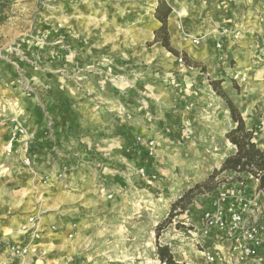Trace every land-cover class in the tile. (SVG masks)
I'll return each instance as SVG.
<instances>
[{"label": "crops", "instance_id": "obj_1", "mask_svg": "<svg viewBox=\"0 0 264 264\" xmlns=\"http://www.w3.org/2000/svg\"><path fill=\"white\" fill-rule=\"evenodd\" d=\"M1 1L0 51L5 58L0 60V100L14 99L20 94L19 84L24 80L11 75L9 68L13 71L14 64L26 70L28 82H44L43 97L51 116H56L50 128L43 126V131L36 122L26 126V136L17 139L11 152L8 149L11 127L9 124L0 127L1 152L6 155L0 165V241L23 243L28 236L22 228L31 217L37 218L41 225V239L36 242L44 253L29 256L26 264H49L41 256L53 250L62 258L68 246L83 240L84 227L97 226L94 225L97 221L83 218L93 205L85 203L84 198H99L106 193L110 196L104 199L113 198L120 203L121 198L147 193V184L139 180V170L145 169L154 176L160 162L148 158L136 143L137 137L172 143V135L178 140H188L190 136L185 135L189 133L194 136L191 141L196 140L198 146L209 147L214 140L212 134L219 137V130L225 136L232 129V125H222L221 110L212 107L210 93L197 89L210 75L192 74L200 63L211 67L214 74H222L223 69L229 75V64L235 68L232 74L239 75L236 84L241 90L230 91L229 97L247 125L255 128L256 142L264 147V116L261 117L264 115V0H156L155 21L161 25L155 12L159 3L165 2L172 9L168 19L171 46L179 56L195 62L187 64L185 70L191 79L184 77L183 83L172 71L166 74L171 77L168 83L158 82L161 89L157 90L153 82L148 84L144 78L126 79L123 83L116 78L122 74L121 68H128L129 74L135 73L130 68L133 61L144 66L149 61L131 59L132 51L141 52L146 45L102 40L108 31L100 32L96 22L98 13L105 18L114 17V13L110 15L109 3L115 0ZM184 34L192 39L184 38ZM193 39H198L199 44H194ZM152 41L153 46L160 44L155 42V32ZM219 43L221 50H217ZM12 48L20 50L23 57L8 55ZM174 56L179 66V56ZM35 64L45 70L36 72ZM221 78L226 77L221 75ZM180 82L184 84V93L175 90ZM16 103H12L13 113L20 109ZM227 115L224 114L225 121L229 119ZM225 143L233 152L234 146L226 139ZM26 159H30L29 164ZM38 179L45 183L37 185ZM164 183L159 189L170 188L169 183ZM231 191L239 192L240 198L227 200L223 207L237 210L249 207L252 213L264 209V192H258V181L247 177L244 187L238 182L224 183L216 191L203 195L212 197V203L187 211L202 217L217 208L221 193ZM108 223L117 228L113 230V239H141L147 232L141 229L144 224L141 221L108 220ZM132 225L140 229L133 231ZM154 240L157 241L156 237ZM208 240L210 250L227 258L233 240L226 234L219 237L216 232ZM181 241L185 243L183 247H191L186 238ZM184 250L178 248L182 257L188 258L190 250ZM260 251L264 257V244ZM185 263L189 262L185 260ZM0 264H9L2 250Z\"/></svg>", "mask_w": 264, "mask_h": 264}, {"label": "rangeland", "instance_id": "obj_2", "mask_svg": "<svg viewBox=\"0 0 264 264\" xmlns=\"http://www.w3.org/2000/svg\"><path fill=\"white\" fill-rule=\"evenodd\" d=\"M155 6L156 0H115L114 3H109L110 15L114 13V17L110 16L109 18H105L102 13H98L99 18L96 22L98 23L100 32L103 33L108 31L109 34L103 35L102 40L110 39L112 43L122 45H146V47L143 48L146 51L143 49L141 52H139V50L132 51L133 54L131 59L138 60L142 58L144 61H149V63L147 66H144L140 65L137 61H133L130 65V68L132 66L136 71L135 73L133 72V74H129L128 71H126L128 68H121L122 74H114L118 75L116 78L120 80L121 83L124 81L126 82V79H137V77L138 79L144 78L145 81H148V84L153 82L154 88L157 90L161 89L158 82L163 81L166 83L167 80L171 78L166 77V74L172 71L178 74V77L180 76L183 83L184 77H186V79H191V76L185 73V70L188 69L187 64L194 62L192 59L181 55L179 57H183L184 66H177L175 60L177 57L169 53V51L164 49L160 44L153 46V34L157 30L156 28L160 27L153 16ZM107 7L106 4L105 8L107 9ZM8 55L23 57V53L15 48L10 49ZM3 58H5V54L3 51H0V60H3ZM135 63L137 65H135ZM35 65H37L35 66L37 69L36 72H39V70L43 72L45 70L42 65ZM134 65L137 68H135ZM199 65L198 70L191 71L192 74L204 72L210 75L205 77V83L201 86H197V89L210 93L212 107L221 110L219 118L222 120V125L226 127L232 125L234 127L225 101L215 93L212 87H210V89L207 87L211 86L210 84L212 81H221V88L228 96L232 90L236 93H240L241 89L236 84V82L239 81V75L232 74L235 68L233 66L231 67L230 64L228 65L229 68H227L229 75H227L223 69L222 74H214L212 68L208 65H204L203 63ZM12 66L15 69L11 71V68H9L11 75H16L20 80H24V82L19 84L20 94L17 98L0 100V127L7 124L10 125V119L16 117L24 126L26 133L28 125L35 122L40 126L39 130L43 131V126H48V128H50L56 116L53 114V116H51L49 105L43 97L44 82L36 84L30 83L26 80L25 69L17 68L14 64ZM193 66L195 67L197 65L193 64ZM111 73L110 70V74ZM221 75L226 78H221ZM183 83L180 82L178 86L176 85L177 88L175 90L183 92ZM13 102H17L16 108H20L16 113L10 111L12 110ZM224 114H228L227 116L229 119L227 121H225ZM263 116L262 113L261 117L263 118ZM218 129L217 127V130ZM217 132L220 136L215 137L216 135L212 134L211 139L214 140L209 147L198 146L196 140L191 141V139H194V136L192 134L189 135V133L185 135V137L190 136L188 140L186 138V140H178L176 135H172V143L164 140L160 143V139H150L139 136L144 141L154 140L156 142V152L152 157L148 155L146 149L139 143V137H137L136 143L144 149L148 158L155 160L156 163L158 162L157 160L160 162V164H158L159 171L154 175L155 178H152V175H148L147 178H139L144 184H147V188L145 187V190H148L147 193L140 196L132 194L129 197L121 198L122 202L120 203L115 202L113 198H109V200L104 199L106 196H110L106 193L99 198L94 196L84 198L85 203L90 202V204L93 205L89 204L90 207L84 212L83 218L97 221V223H94V225L96 224L97 226L84 227L85 233L82 234L83 240L78 243L74 242L73 245L68 246L66 248L67 252L62 258L56 256L54 250L53 253L49 252V255L44 254L41 258L45 256L43 260L49 264H55L53 261L57 262V260L59 261L57 264H161L157 255V241L154 239L156 237L155 234L158 225L169 216L172 202L184 194L188 188L190 189L194 185L205 181L209 174L215 168H218L224 161L226 158L225 155L228 156L232 153L230 145L227 146L225 143L226 135H221L222 131L218 130ZM41 134L43 133L41 132ZM1 145L2 140L0 138V165L6 158V155H2ZM8 158L10 159L12 157ZM164 182L166 184L169 183L171 185L170 188H167V190L159 189V185H162ZM38 183L43 185L45 180L38 179L37 185ZM105 185L107 189V184L105 183ZM155 187L157 191H152ZM219 202L221 201H218V206H221L222 204ZM208 203H212V197L208 198L207 196L203 197V195H201L193 200L192 205L189 206L187 210H192L197 206ZM248 208L249 207H243L245 211V220H247L248 223L258 224L263 227L264 209L262 208L260 211L252 213ZM187 210L183 214L173 218L172 223L161 231L159 243L161 245H168L172 252H175L173 255L179 263L186 264V260L189 264H200L199 260L201 256L199 252L202 249L198 246L192 247L191 244L190 246L192 249L191 247H183L185 243L181 241L183 237L188 236L189 230L200 228L201 225V214L196 212L188 213L189 211ZM125 219L144 223L145 226L142 224L141 229L147 231L145 236H142L141 239L137 237L135 240L133 238L125 240L124 238L113 239V230L117 228L113 227V225H108V220L121 221ZM184 224H187L189 227H186ZM132 226H134L131 228L133 231H138L140 229L138 225ZM89 231L94 232L89 233ZM88 240L91 241L90 244H88ZM204 246L205 248L210 247L209 240H206ZM180 247L185 249L184 251L186 252L190 250L188 258L182 257V252L178 251ZM43 253L44 252H42V254Z\"/></svg>", "mask_w": 264, "mask_h": 264}, {"label": "built area", "instance_id": "obj_3", "mask_svg": "<svg viewBox=\"0 0 264 264\" xmlns=\"http://www.w3.org/2000/svg\"><path fill=\"white\" fill-rule=\"evenodd\" d=\"M3 10V3L0 0V12ZM178 28L182 30V25L179 23ZM224 33L227 30L223 31ZM184 38L192 39L189 34H184ZM194 44H199L198 39H193ZM222 45L217 44V50H221ZM178 64L183 67V57L178 58ZM238 78V77H236ZM11 133L8 142L9 152L12 151L15 142L18 138L26 136L24 126L18 121V118L10 119ZM139 143L146 149L149 156H154L156 152V142L154 140L144 141L138 138ZM27 164L30 159H26ZM139 176L147 178L148 173L145 169L139 170ZM152 178H155L152 176ZM241 192V191H240ZM239 192L231 191L221 193L219 195L220 204H224L229 199L239 197ZM217 206L214 211L205 212L201 219V227L199 229L189 230L188 236H185L192 247H200L201 256L200 264H264V257L261 256V247L264 244V226L248 223L245 220V211L237 210L236 208H225ZM189 227L187 224H184ZM27 239L23 243L4 242L0 241V250H2L9 259V264H26V259L29 256H37L42 254L40 245L36 242L41 239V225L35 217L29 218L28 222L22 228ZM216 234L221 237V234H226L230 240H233L230 247V253L227 258H222L217 251L210 250V247L205 248V242ZM239 234L238 237H234ZM228 259V261H227ZM189 264V263H186Z\"/></svg>", "mask_w": 264, "mask_h": 264}, {"label": "trees", "instance_id": "obj_4", "mask_svg": "<svg viewBox=\"0 0 264 264\" xmlns=\"http://www.w3.org/2000/svg\"><path fill=\"white\" fill-rule=\"evenodd\" d=\"M171 13L170 6L165 2L159 3L155 16L161 25L155 31V42L179 56V52L171 46L168 32V19ZM221 84V81H212L210 85L215 93L225 101L230 112L234 127L227 132L225 138L234 146V151L209 174L205 181L194 185L172 202L169 216L156 229L157 255L161 264H183L175 259L168 245L159 243V239L161 231L172 223L173 218L183 214L195 198L216 191L224 183L238 182L244 187L247 177L258 181V192H264V147L256 142L255 128L247 125L239 108L222 90Z\"/></svg>", "mask_w": 264, "mask_h": 264}]
</instances>
